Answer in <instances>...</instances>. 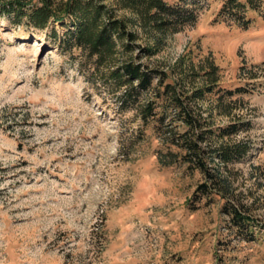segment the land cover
<instances>
[{"label": "rangeland", "instance_id": "rangeland-1", "mask_svg": "<svg viewBox=\"0 0 264 264\" xmlns=\"http://www.w3.org/2000/svg\"><path fill=\"white\" fill-rule=\"evenodd\" d=\"M196 3L195 24L142 60L170 71L209 57L223 86L248 88L233 117L213 120L244 122L232 137L251 147L228 177L264 225V19L240 28L214 20L220 0ZM76 54L0 19V264H264V234L240 239L220 199L190 201L202 175L157 163L149 126L132 148L139 119L87 80Z\"/></svg>", "mask_w": 264, "mask_h": 264}, {"label": "trees", "instance_id": "trees-1", "mask_svg": "<svg viewBox=\"0 0 264 264\" xmlns=\"http://www.w3.org/2000/svg\"><path fill=\"white\" fill-rule=\"evenodd\" d=\"M196 2L0 0V19L46 30L64 53L76 52L87 80L101 85L119 112L133 111L139 119L132 148L149 126L159 140L157 163L202 175L190 201L220 199L226 228L240 239L254 240L264 234V225L234 196L228 177V165L243 159L251 147L232 137L244 122L239 117L226 124L213 120L215 115L233 117L234 95L248 88L223 86L221 69L209 57L197 64L181 59L170 71L142 60L165 43L166 35L195 24L200 8ZM218 7L214 20L240 28L249 27L257 16L264 19V0H220ZM203 101L209 106L204 108Z\"/></svg>", "mask_w": 264, "mask_h": 264}]
</instances>
